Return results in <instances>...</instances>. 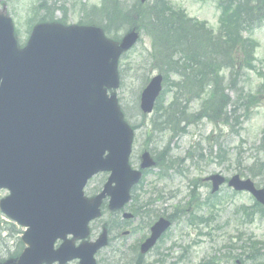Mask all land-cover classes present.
I'll return each instance as SVG.
<instances>
[{"label": "rangeland", "instance_id": "rangeland-1", "mask_svg": "<svg viewBox=\"0 0 264 264\" xmlns=\"http://www.w3.org/2000/svg\"><path fill=\"white\" fill-rule=\"evenodd\" d=\"M147 1L140 8L138 0H0V13L11 18L19 46L27 42L36 24L49 22L65 27L98 26L107 39L118 43L130 32L140 35L137 44L119 60L121 80L116 96L126 123L134 130L130 167L138 170L141 154L148 152L160 172L156 166L143 173V182L134 189L133 202L124 209L133 219L126 221L120 211L103 205V217L90 226V239L94 241L106 230L110 232V242L95 258L98 264H264V214L249 224H242L240 214H235L236 209L251 206L254 200L245 193L233 194L226 186L218 194L210 195V187L202 183L204 178L216 173L227 179L234 175L251 179L248 168L264 162V100L252 110L250 117H244L243 110L239 111L235 116H239L238 124L232 117L223 124L196 121L195 116L202 111L205 98L188 105L177 101L178 107L170 111H177L173 120L179 121L178 127L166 124V119L159 118L161 112L156 113L155 109L151 115L140 114L141 91L158 74L167 80L155 108L158 105L160 110H167L175 99L174 92L166 86L174 78L165 76L160 63L151 58L152 41L137 16L146 13V8L156 0ZM165 1L175 10H183L189 18L213 29L214 34L218 32L219 0ZM115 9L120 15L113 18L111 14ZM252 37L258 43L256 69L246 71L237 87L245 94L255 93L261 84L256 72L264 71V27L256 28ZM227 94L231 101L237 95L228 89ZM229 110L230 105L226 112ZM180 128L184 131L179 132ZM172 162L173 166H168ZM107 177V174H100L88 182L86 196L98 194ZM6 195V191H0V199ZM207 199L208 204L204 205ZM160 217H171V228L149 254L143 259L137 258L133 251L135 246ZM3 218L0 217V260H8L20 249L23 229L11 226ZM193 219L206 223L192 225L197 223ZM126 231L129 235L123 236ZM238 233H243L244 237L252 235L261 246L259 257L254 261L240 248L230 249Z\"/></svg>", "mask_w": 264, "mask_h": 264}, {"label": "water", "instance_id": "water-1", "mask_svg": "<svg viewBox=\"0 0 264 264\" xmlns=\"http://www.w3.org/2000/svg\"><path fill=\"white\" fill-rule=\"evenodd\" d=\"M137 39L131 32L117 46L97 28L38 26L26 49L17 51L10 20L0 13V188L11 191L0 209L29 228L23 238L29 248L17 264H63L73 258L93 264L92 256L106 245L103 236L91 246L74 249L70 241L53 251L54 242L68 234L85 238L86 225L98 216L103 194L89 203L82 193L93 175L111 173L105 187L110 208L125 204L139 180L128 167L132 131L115 96L106 95L118 86L119 56ZM161 83L157 76L143 90V114L152 112ZM142 160V169L153 165L147 154ZM209 179L213 193L224 183L219 175ZM228 186L264 204V192L250 180L234 176ZM168 226L160 219L151 228L142 254Z\"/></svg>", "mask_w": 264, "mask_h": 264}, {"label": "trees", "instance_id": "trees-1", "mask_svg": "<svg viewBox=\"0 0 264 264\" xmlns=\"http://www.w3.org/2000/svg\"><path fill=\"white\" fill-rule=\"evenodd\" d=\"M218 8L219 31L216 35L208 32L204 25L187 20L180 11L161 0L148 6L146 13L137 15L143 22L145 34L152 41L151 58L160 63L165 76L175 79L168 86L171 91L175 90L173 103L167 110L156 107V113L161 112L159 118L166 119L165 123L172 127L180 124L173 120L177 111H170L178 107L177 101L188 105L205 95L203 109L195 116L196 121L206 119L217 124L232 117L238 124L239 116H235L239 111L243 110L245 116L264 100V74L257 72L262 82L254 94H244L237 88L239 78L246 71L255 70L254 53L258 44L252 39V34L256 28L264 27V0H221ZM44 9L48 11V8ZM117 14L120 12L115 9L111 15L114 18ZM225 84L238 94L232 102L225 94ZM229 104L232 108L228 115L226 109ZM185 124L189 125V122ZM183 131V128L179 129V132ZM263 168V162L253 164L250 176L264 179V174L261 175ZM255 212L245 211V214L251 218ZM254 248L252 244L250 250Z\"/></svg>", "mask_w": 264, "mask_h": 264}, {"label": "flooded vegetation", "instance_id": "flooded-vegetation-1", "mask_svg": "<svg viewBox=\"0 0 264 264\" xmlns=\"http://www.w3.org/2000/svg\"><path fill=\"white\" fill-rule=\"evenodd\" d=\"M142 241H143V240H142ZM141 243H142V242H141ZM139 245H140V244H139ZM133 251H134V253H136L137 249H136V248H134V250H133Z\"/></svg>", "mask_w": 264, "mask_h": 264}]
</instances>
